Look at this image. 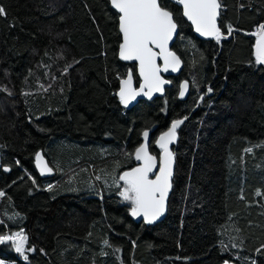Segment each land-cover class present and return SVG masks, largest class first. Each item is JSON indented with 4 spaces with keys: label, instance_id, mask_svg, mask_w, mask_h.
Here are the masks:
<instances>
[{
    "label": "trees",
    "instance_id": "obj_1",
    "mask_svg": "<svg viewBox=\"0 0 264 264\" xmlns=\"http://www.w3.org/2000/svg\"><path fill=\"white\" fill-rule=\"evenodd\" d=\"M160 2L178 26L171 49L183 62L181 75L188 71L195 85L180 101L178 76L171 77L162 97L124 109L115 92L119 79L133 69L116 58L117 14L108 0H0V166L7 168L0 171V235L21 231L28 257L19 258L8 241L0 244V259L15 264H264V142L229 135L216 165L203 170L207 137L225 120L240 127L244 119L236 106L219 98L232 79L254 92L247 118L264 135V65L253 53L254 33L264 25V0H218L219 42L197 39L180 8ZM195 93L209 94L199 103ZM182 117L179 132L190 160L186 199L181 213L177 208L166 215L201 213L200 184L220 193L221 206L204 218L213 243L203 254L189 255L182 237L165 239L159 232L163 220L134 223L140 230L128 261L113 224L99 217L88 219L81 232L56 229L46 244L44 231L57 208L80 210L92 177H99L101 203L117 205L116 177L135 164L132 153L141 132L149 131L148 151L157 156L155 137ZM38 150L52 168L49 177L35 171Z\"/></svg>",
    "mask_w": 264,
    "mask_h": 264
},
{
    "label": "snow or ice",
    "instance_id": "obj_2",
    "mask_svg": "<svg viewBox=\"0 0 264 264\" xmlns=\"http://www.w3.org/2000/svg\"><path fill=\"white\" fill-rule=\"evenodd\" d=\"M177 2L183 6V15L191 21L197 33L220 41L222 34L217 25V17L221 5L218 0ZM111 3L120 14L119 29L123 42L119 46V57L121 60L138 62L139 76L143 81L139 90L134 88L131 71L127 74V79L121 80L118 95L120 102L127 107L137 96L144 95L151 99L153 92L162 93L163 86L169 81L164 80L160 73L169 69L175 72L179 69L180 59L169 50V42L176 33L177 24L173 13L163 7L160 0H111ZM0 14H4L2 7ZM254 35L258 37L255 44L256 63L264 65V25H260ZM158 60L163 61L162 67L157 63ZM187 89V83L181 85L179 93L181 97L185 95ZM182 123L183 120L173 121L170 129L159 137L157 143L163 154L160 157L158 171L157 157L148 151V132L145 131L143 133L145 143L135 150V159L140 161V165L119 177L124 184L119 195L132 205L133 217L143 216L147 223H152L164 213L174 164V154L170 151L169 145L176 140L177 129ZM36 161L42 175L51 172L39 154ZM154 172L155 177L150 178ZM3 195L4 193L0 192V196ZM8 241L13 243L16 252L25 260L28 259L25 255L27 237L22 232L12 236L0 235V244Z\"/></svg>",
    "mask_w": 264,
    "mask_h": 264
},
{
    "label": "rangeland",
    "instance_id": "obj_3",
    "mask_svg": "<svg viewBox=\"0 0 264 264\" xmlns=\"http://www.w3.org/2000/svg\"><path fill=\"white\" fill-rule=\"evenodd\" d=\"M184 75L190 83L191 90L192 87H194L193 85H195L192 74L186 71ZM226 85L229 87V90L224 91L219 98L236 106L244 119L240 127H237L234 122L230 120H225L215 129L212 136L207 137L205 146L207 158L203 170H209L216 165V156L219 149L229 135L238 134L249 138L254 142H264V135L262 132L252 128L247 118L250 103L254 97V92H247L234 79L230 81V84ZM195 94L198 95V93ZM197 131L200 132L199 128H197L196 132ZM183 140V135L178 131L177 140L172 146V152L175 159V169L172 176L171 191L167 202V210L180 208V213L182 212L184 201L186 199L185 182L190 165L189 158L184 154L186 147ZM59 172L62 173L61 170H59ZM92 182H94V184H92ZM105 183L106 181L104 180L102 184L106 186L107 184L105 185ZM115 183L119 185V203L115 206L103 205L100 201L101 191L99 188V177H92V181H89L88 183L90 187L89 193L86 194V200L80 210H67L66 208L64 210H59L57 208L44 231L46 244L49 245V237L56 229L81 232L88 219L99 217L106 224H113L112 232L116 237L115 240L116 242L124 244V259L128 261L133 246V238L139 232L138 230H140V228L135 227L134 223L128 219L127 215H125L126 211L127 213L130 211L132 205L130 202L124 201L119 195L124 187L123 182L119 180V174L116 177ZM111 186L115 187L116 185L112 184ZM198 192L204 196V206L201 213H196L194 216L187 218H182L180 214L178 219L166 215L159 231L165 239L182 237L184 242L189 243L187 253L194 256L203 254L208 246L213 243L211 230L205 223L204 218L210 211L218 209L221 206L220 193H214L209 183L200 184L198 186ZM71 213L73 214L72 216ZM18 232L21 231L13 232L8 236L15 235ZM13 247L15 250L14 245ZM15 253L19 258L23 257L20 253L16 252V250ZM0 262H2V264H15V262L2 259H0Z\"/></svg>",
    "mask_w": 264,
    "mask_h": 264
},
{
    "label": "water",
    "instance_id": "obj_4",
    "mask_svg": "<svg viewBox=\"0 0 264 264\" xmlns=\"http://www.w3.org/2000/svg\"><path fill=\"white\" fill-rule=\"evenodd\" d=\"M166 1H169L170 3H172V4H174L175 6H177V7L180 8L182 19H183V20H184V21L190 26L191 31H192V34H193L197 39L205 41V40H210V39L213 38V37H205V36H201L199 33H197V32L195 31V27H194V25H192L191 21H189V20L183 15V6H182L181 4H179V3L177 2V0H166ZM108 5H109L110 9H111L112 11H114V12L117 14V31H118L119 36H120V42H119V44H118V46H117V50H116V58H117V60L120 61V62L128 63V64H134V66H135V67H134L135 74H136V76H137L139 82H138L137 86H134V83H133V87L136 88L137 90H139V86H140V84L143 83V81H142V78L139 76L138 62H136V61H125V60H121V59H120V57H119V46H120V44L123 42L122 33L120 32V29H119V16H120V14H119V12H118L115 8H113L112 3H111V0H108ZM218 16H219V15H218ZM217 25H218V17H217ZM176 34H177V29H176V33H175L174 36H173V39L169 42V50L172 51V52H174V51H173L170 47H171V45H172V43H173V41H174V39H175V37H176ZM257 38H258V37H257ZM257 38L255 39V41H254V43H253V53H254V55H255V44H256ZM157 51H158V50H157ZM174 53H175V52H174ZM175 54H176V53H175ZM176 56L178 57L177 54H176ZM178 58H179V57H178ZM179 59H180V58H179ZM157 63H158L161 67L163 66V61H162V60H158ZM182 67H183V62H182V60L180 59V66H179V69H178L177 71L174 72V71H172L171 69H169V71H167V72H161V73H160V76H161L164 80L169 81L168 83H166V84L163 86V92H162V93H161V92H153L151 99H149L147 96H144V95L137 96L136 99L133 100L131 103H129V105H128L127 107H125V106L120 102V103H121V106H122L124 109H129V108H131L132 106H134L135 103H136L138 100H152V99H154V98L162 97L163 94H164V89L169 88V87L171 86V81L168 79V77H174V76H177V75L181 72ZM128 73H129V70L125 73L124 77H122V78L119 79V82H118V88H117V90H116V92H115V95L117 96V98L119 99V101H120V98H119L118 93H119L120 86H121V83H120V82H121V80H123V79H127V74H128ZM184 83H187V84H188V81H187L186 79H183V80H181V81L178 83V86H177L176 98H177L178 100H180V101L185 100V98H186V96H187V94H188V89H187V91L185 92V95H184L183 97H181L180 94H179V93H180L181 85L184 84ZM175 120H183V121H184V117L179 118V119H174V120H172V121L170 122V124L168 125V127H167L166 129H164L163 131H161L160 133H158L157 136H156L155 139H154L153 145H154V147H155V148L157 149V151H158V154H157V156H156V157H157V171H158V169H159V161H160V157H161L162 154H163V153H162V149L159 147L157 141L159 140V137H160L163 133H165L166 131H168V130L170 129V127H171V125H172V122L175 121ZM180 126H181V125H180ZM180 126H179V128H180ZM179 128L177 129V137H178V131H179ZM145 131L148 132V140H147V144H148V142H149V131H148L147 129H145V130H143V131L141 132V136H140L141 141H140V143L134 148L133 153H132V158H133L135 164H134L132 167H130V168H128V169H125V170L121 171L120 174H119V177H120L124 172H126V171H130L131 169H133V168H135V167H137V166L140 165V161H137V160L135 159V150H136L141 144L145 143L144 136H143V133H144ZM177 137H176V140H177ZM176 140H175L173 143H171V144L169 145V149H170V151H172V146L175 144ZM149 153H150V152H149ZM37 154H39L41 157H43V161H44V163H46L47 166L51 169V172H47V173H45V174H43V175L41 174L40 169L37 167V161H36V156H37ZM150 154H151V153H150ZM152 155H153V154H152ZM154 156H155V155H154ZM33 164H34L35 171L37 172V174H38L39 176H41V177H49V176H51V174H52V172H53V171H52V168L48 165V163H47V161H46V158L43 156V154H42V152H41L40 150H38V151L35 153V155H34V157H33ZM6 169H7L6 167H2V166H0V171H6ZM174 169H175V159H174V164H173V174H174ZM155 174H156V173L154 172L150 178H154V177H155ZM172 176H173V175H172ZM120 181H121V180H120ZM171 183H172V178H171ZM170 191H171V188H170L169 191H168L167 199H166V201H165V210H164V213H163L161 216H159L156 220H154L152 223H157V222H160V221H162V220L164 219L165 214H166V210H167V202H168V197H169V195H170ZM128 217H129V219H130L133 223H138V224L141 223V222H143V223H147V222L144 220L143 216L133 217V216L131 215V209H130V211H129Z\"/></svg>",
    "mask_w": 264,
    "mask_h": 264
},
{
    "label": "flooded vegetation",
    "instance_id": "obj_5",
    "mask_svg": "<svg viewBox=\"0 0 264 264\" xmlns=\"http://www.w3.org/2000/svg\"><path fill=\"white\" fill-rule=\"evenodd\" d=\"M169 2V1H168ZM177 33H178V26H177ZM176 36H177V34H176ZM176 38V37H175ZM175 40V39H174ZM203 41V40H202ZM174 42V41H173ZM173 44V43H172ZM170 48H172V45H171V47ZM124 64H127L131 69H133V71H131V70H129V71H131L132 72V76H133V74H135V70H134V65L133 64H128V63H124ZM136 75V74H135ZM178 76V77H177ZM177 76H174V77H177L178 79H177V82H176V91H177V86H178V83L182 80V79H186L185 77H183L182 75H181V72L177 75ZM134 77V76H133ZM174 77H172V78H174ZM170 78L171 77H168V79L170 80ZM171 78V79H172ZM187 80V79H186ZM134 81V80H133ZM188 81V80H187ZM137 82H134V86H137ZM189 91H190V83H189V81H188V94H189ZM164 93H165V89H164ZM188 94H187V96H188ZM209 93H206V94H201V95H198L199 96V98H198V102L200 103L201 102V100H202V98H204V96L205 95H208ZM218 94H216L215 95V97L217 96ZM186 96V97H187ZM186 99V98H185ZM139 101V100H138ZM147 101H149V100H147Z\"/></svg>",
    "mask_w": 264,
    "mask_h": 264
},
{
    "label": "bare ground",
    "instance_id": "obj_6",
    "mask_svg": "<svg viewBox=\"0 0 264 264\" xmlns=\"http://www.w3.org/2000/svg\"><path fill=\"white\" fill-rule=\"evenodd\" d=\"M183 80V79H182ZM132 160H133V158H132ZM133 162H134V160H133ZM135 163V162H134ZM123 182V181H122ZM166 213H167V210H166ZM165 216H166V214H165ZM165 218V217H164Z\"/></svg>",
    "mask_w": 264,
    "mask_h": 264
}]
</instances>
